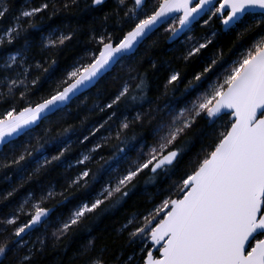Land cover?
<instances>
[{"label":"snow or ice","instance_id":"snow-or-ice-1","mask_svg":"<svg viewBox=\"0 0 264 264\" xmlns=\"http://www.w3.org/2000/svg\"><path fill=\"white\" fill-rule=\"evenodd\" d=\"M0 173V264H264V0H0Z\"/></svg>","mask_w":264,"mask_h":264},{"label":"trees","instance_id":"trees-1","mask_svg":"<svg viewBox=\"0 0 264 264\" xmlns=\"http://www.w3.org/2000/svg\"><path fill=\"white\" fill-rule=\"evenodd\" d=\"M15 3L18 7L23 6L24 0H15ZM199 35V33H197ZM230 44V40H223L221 43V47L226 48ZM167 46V42L164 40L163 36L159 38V49H153V52L157 50H164ZM194 66H189L187 69L186 75L189 79L192 78L191 73L193 71ZM162 79V77H161ZM196 149H193V154H195ZM75 153H73L74 155ZM3 181V174L0 173V191H2L4 188L7 187L6 182ZM24 189H21V192H23ZM19 195V193L17 194ZM7 202L0 203V209H4V205ZM70 207V206H69ZM6 210V209H5ZM96 227L99 229V231H95V234L100 237L103 233L105 242L109 243L111 245V237L115 235L114 229L118 227V223L116 221L112 220H105L101 219V221L97 222ZM77 243L70 247L69 251L67 253H61L58 251H55L49 246L48 251L45 253V255L41 258L40 264H82L81 261H73L72 255L76 251V249L79 247L80 243H86V240H84L82 237L76 238ZM99 247V243H98ZM119 248V245L112 246L113 251H116ZM125 258L133 253V248L131 246L125 247L123 249ZM109 256L111 253L108 254Z\"/></svg>","mask_w":264,"mask_h":264}]
</instances>
